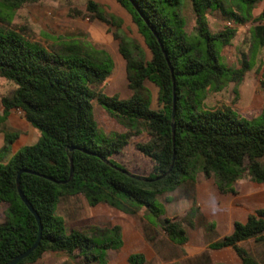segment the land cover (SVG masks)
<instances>
[{
	"label": "trees",
	"instance_id": "obj_1",
	"mask_svg": "<svg viewBox=\"0 0 264 264\" xmlns=\"http://www.w3.org/2000/svg\"><path fill=\"white\" fill-rule=\"evenodd\" d=\"M39 1L0 0V5L13 9ZM114 1L130 16L150 54L146 61L136 42L118 38L132 92L126 100L95 89L104 84L113 67L105 51L80 41L66 43L57 51L28 41L20 32L0 29V79L14 85L0 100L2 118L18 110L40 134L35 144L22 147L6 163L0 162V203L8 204L11 215L10 221L0 225V264L27 250L37 236L36 221L16 188L21 169L37 174L22 173L19 189L38 214L42 232L38 247L17 264H31L48 251H79L89 257L95 248L113 244L116 228L66 234L63 220L55 214L64 197L81 195L90 207L107 205L130 215L144 206L159 218L157 196L175 191L187 179L191 187L198 173L213 177L218 187L244 177L264 183V108L258 117L246 120L229 107L196 111L191 100L201 94V103L206 91L218 92L228 83L241 81L248 66L232 69L219 63L218 46H229L236 32L229 28L211 32L202 7L216 2L222 15L241 23L245 21L242 14L249 13L255 0H188L194 16L190 34L184 30L179 0ZM87 9L93 19L108 23L96 4L89 1ZM253 23V46L264 47V9ZM146 81L157 89V110L150 108ZM260 86L264 88V79ZM92 101L121 124L131 120L146 126L151 140L135 146L152 163L146 177L112 161L127 145L129 135L98 140ZM15 137L14 132H4L1 152ZM162 229L172 243L185 242L178 222L164 220ZM111 233L113 238L108 237ZM250 239L264 242V209L255 210L245 223L235 222L231 234L212 248L231 247L241 264H257L237 247ZM128 263L142 264V255H130Z\"/></svg>",
	"mask_w": 264,
	"mask_h": 264
},
{
	"label": "rangeland",
	"instance_id": "obj_2",
	"mask_svg": "<svg viewBox=\"0 0 264 264\" xmlns=\"http://www.w3.org/2000/svg\"><path fill=\"white\" fill-rule=\"evenodd\" d=\"M89 1L97 5V11L107 20V24L93 19V13L87 9ZM179 2L181 3V15H184L186 19L184 30L187 34H190L192 32L194 18L190 4H187V0H179ZM208 9L221 11V7L216 2H211L209 6L202 7L204 11ZM242 17L244 20H247L250 14L243 13ZM228 22L234 24V30L239 33L236 34L229 46H218L219 63L232 69H240L247 64L248 66L244 76L237 83H228L221 91H206L202 96L201 103V94L194 95L191 100L196 111L229 107L241 118L251 120L258 117L264 108V88L260 86V79H264V47H260L259 45L253 46L254 42L251 35V28L254 26V23L252 20L244 22V24L242 23L243 28L241 30V23L235 17L231 16L227 19L221 13L216 12L209 18L208 23L211 27L210 30L215 32L223 26H226ZM0 29L3 31L20 32L28 41L40 44L43 47H51L57 51L61 50L64 44L71 41H80L94 48L102 49L107 47L115 51L118 48V38L120 37L126 41L132 40L136 42L142 52L141 56L143 58L144 51L147 50L144 40L137 32L130 16L114 0H42L34 4H27L13 9L0 5ZM25 44L28 46L26 40ZM112 71L113 67L111 73ZM13 87L14 85L11 82L0 81V98L7 95ZM118 99L126 100L119 97ZM101 131L99 130L98 132V140L102 138H116L114 135L105 137ZM2 158L3 153L0 152V162ZM115 160L120 166L134 175L146 177L151 172V161L137 151L134 145L127 146L119 155L115 156ZM196 178L197 183L206 182L212 185L211 190L199 191V201H197L199 208L193 207L191 204V198L196 193L193 192V188L192 186L190 187L187 179L175 191L165 192L157 196L155 204L161 209L159 218L152 216L144 206H138L140 210L133 215L123 212L119 213L117 209H114V211L113 208H109L113 211V214L109 216L101 213L102 211L99 212L91 209L89 206L86 208L78 196H75L73 199L67 197V200H62L57 206L55 214L65 219L66 234L76 224H86V220L89 221L94 216H98L97 218L101 222H121L126 220L140 221L145 224L153 222L157 224L156 230H158L157 232H159L160 236L168 240L160 226V223H163L164 220L178 222L183 230L184 228L185 230H189L188 221L191 219L192 214L198 215L199 217L202 215L201 211L212 213L211 210L218 205H223L229 198L239 195L242 189L254 187L261 190L259 195L264 197V183L257 184L249 180L248 177H244L240 181L232 182L225 187L216 186L213 177L206 178L201 173H198ZM247 192H249V189L244 194ZM242 201L245 202L244 200ZM76 218L79 220L78 223H76ZM10 220L11 215L9 214L8 204L0 203V225ZM205 225L204 223L203 227H207L204 234L206 236L217 231L219 227L224 229V224L220 223L216 216H213L209 220L207 226ZM167 247L171 248L172 252L169 258L176 261L175 263L167 264L186 263L185 253L182 251L181 246L168 243ZM254 253L256 255V251ZM257 256L255 258L253 257L254 261L257 264H264V262L258 260L260 256H258V259ZM58 257V254L48 253L44 257L45 261L37 264H50L51 260L57 259ZM165 261L160 258L155 259L154 263L165 264Z\"/></svg>",
	"mask_w": 264,
	"mask_h": 264
},
{
	"label": "crops",
	"instance_id": "obj_3",
	"mask_svg": "<svg viewBox=\"0 0 264 264\" xmlns=\"http://www.w3.org/2000/svg\"><path fill=\"white\" fill-rule=\"evenodd\" d=\"M224 1L231 3L239 2V0H224ZM187 4H190L188 0H187ZM250 5H251V7L249 8L250 17L247 20L241 22V30L243 28L242 23L244 24V22H247L249 20L253 21V19L257 17L260 14V12L264 9V0H255ZM216 12L221 13V11H216L214 9L213 10L208 9L207 11H205L206 22L209 29H211L208 23L209 18L212 15H214V13ZM180 14H181V10H180ZM181 18L184 20L186 24V19L184 15H181ZM234 27H235L234 24H231L230 27L223 26L221 29H218L215 32L221 31L224 28H229L234 30ZM238 33L236 32V34ZM96 49L105 51L113 61L112 73H110L109 77L104 82V84L95 88L96 91L101 90L107 96H117L123 99L130 98L132 92L127 87V81L125 75V62L120 56L118 52V48L115 51L107 47H104L102 49L101 48H96ZM149 59H150V54L148 50H146L144 51V60L148 61ZM0 81H4V80L0 79ZM145 87L150 91V95H151L150 108L157 110L158 109V105L156 102L157 89L147 81L145 82ZM91 106H92V110H91L92 118L97 126V132H99V130L100 131L102 130L101 132L105 137H109L111 135H114L115 137L125 134L129 135L127 145L123 148V150L127 146L134 145L135 147L137 144H145L151 140L152 137L148 129L141 122L126 120L124 124H121L112 117H110L106 113V111L96 103V101H92ZM4 132H14L16 133V137L12 140V143L6 148V150L1 152L2 147L4 146ZM39 137H40L39 132H37L36 129H34L28 122L25 121L20 111L10 110L7 113V115L4 118H2V106H0V152L3 153V158L1 160V163L3 164L6 163L10 159V157L22 147L35 144L38 141ZM119 154H115L111 157L112 161H114L117 164L119 163L115 160V156ZM192 188H193V192L196 194L194 197L191 198V204L193 205V207L194 206L198 207L199 204L197 201H199L198 198L199 191L211 190L212 185L206 182L205 183L195 182L193 183ZM247 189H249V192L244 194V192H246ZM260 193L261 190H258L254 187L242 189L240 194L237 193L239 195L234 196L233 198H229L228 201L225 202L223 205L222 204L218 205L216 208L211 210L212 213L208 211L206 212L201 211L202 215L199 217L198 215L192 214L191 219L188 221L189 230H185V228L183 230L185 242L181 245L176 244L178 246H181L182 251L185 253V262H186L185 264H241L240 259L236 256L234 250L231 247L213 249L212 246L223 240L226 236L231 234L233 229V224L235 222L245 223L248 216L253 214L255 210L264 209V197H261V195H259ZM75 196H78L79 200L82 201V203L85 205L86 208H88V204L86 200L81 195H75ZM75 196H68V197L73 199ZM66 198L67 197L60 199L59 203ZM242 200H244L245 202H243ZM90 208L99 212L102 211L101 213H105L109 216L113 214V211L109 209L112 207H109L107 205H98ZM114 209L115 208H113V210ZM120 212L121 211H119V213ZM213 216H216V218L220 221V223L224 224V229L219 227L217 231L213 232L209 236H206L204 234L207 230V227H203V224L205 223L206 224L205 226H207V223ZM97 217L94 216V218L89 219V221L86 220L87 221L86 224H81V225L76 224L74 228L70 229V231H80L86 234H95L97 231L110 232L116 228L117 231H115V233L113 234L116 240L114 239L113 244L105 248L104 247L95 248L94 251L92 252L93 256L91 255L89 257H84L79 251L72 254H68L66 252H61V251L59 252L48 251V252H44L39 258H37L31 264H37L39 262L41 263V261H45L44 257L48 253L59 255L57 259L51 260L50 264H129L128 257L132 254L142 255L143 258L142 264H155L154 263L155 259H160V258L162 260H166L165 264L176 262L169 258L171 257L172 252H171V248H168L167 246L168 243H172V242L168 238H167L168 240H165L166 238H162L163 236H160L159 232H157L158 230H156L157 224L153 222L151 223L149 222V224H145V223H141L140 221H130V220L121 221V222L119 221L101 222V220ZM60 218L63 220L66 229L65 219L61 216ZM76 220H77L76 223H78L79 220L77 218ZM142 225L144 226L142 227ZM160 226L162 228V223H160ZM113 236L111 233L108 237L113 238ZM117 241L118 243H116ZM97 243L101 245V243L103 242L100 243L99 241H97ZM237 247L243 249L253 261H254L253 257L255 258L256 255H258L260 256L261 259L260 258L258 259V256L257 259L260 262H264V242H258L255 241L254 239H250L238 243ZM254 251H256V255Z\"/></svg>",
	"mask_w": 264,
	"mask_h": 264
},
{
	"label": "water",
	"instance_id": "obj_4",
	"mask_svg": "<svg viewBox=\"0 0 264 264\" xmlns=\"http://www.w3.org/2000/svg\"><path fill=\"white\" fill-rule=\"evenodd\" d=\"M173 103H174V98H173ZM171 119L172 120L174 119V104L172 106ZM171 129H172V134H173L174 133V125L173 124L171 125ZM173 161H174V151H173V154H172V162H171L170 168L172 167ZM168 172H169V170H168ZM22 173H31V174H35V175H37V174L36 173H32V172L27 171V170L21 169V170H19L17 172V175H16V188H17L18 195H19L20 200L22 201V203L25 205L27 210L33 215V217H34V219L36 221V224H37V236H36V239H35L34 243L27 250H25L24 252L18 254L17 256L12 258L11 260H9L5 264H17L21 260H23L26 257H28L38 247V245L40 243V239H41L42 226H41V223H40L39 216L36 213V211L32 208V206L28 203V201L26 200L25 196L23 195V193L19 189V177H20V175ZM71 174H72V167L70 168V176H71ZM63 183H65V182H63Z\"/></svg>",
	"mask_w": 264,
	"mask_h": 264
},
{
	"label": "built area",
	"instance_id": "obj_5",
	"mask_svg": "<svg viewBox=\"0 0 264 264\" xmlns=\"http://www.w3.org/2000/svg\"><path fill=\"white\" fill-rule=\"evenodd\" d=\"M226 26H227V27H230V26H231V23H230V22H228V23L226 24Z\"/></svg>",
	"mask_w": 264,
	"mask_h": 264
}]
</instances>
